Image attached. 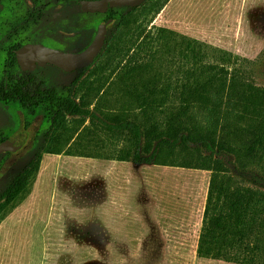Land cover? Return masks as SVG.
Wrapping results in <instances>:
<instances>
[{"label":"rangeland","instance_id":"obj_1","mask_svg":"<svg viewBox=\"0 0 264 264\" xmlns=\"http://www.w3.org/2000/svg\"><path fill=\"white\" fill-rule=\"evenodd\" d=\"M77 18L74 31L88 25L95 30L104 20ZM116 28L130 36L116 47L109 41L74 86L78 98L87 96L94 115L71 117L51 131L26 186L0 202V264H234L197 255L211 172L196 166L194 152L164 150L152 164L124 160L136 149L134 139L116 125L139 123L142 117L110 71L120 51L130 49V55L147 34L165 29L196 41L211 63L264 87V0H149ZM107 47L118 51L109 59ZM152 63L165 81L182 76L178 62L167 56L158 53ZM230 103L224 101L219 116H228ZM206 117L196 113L205 124ZM48 127L46 121L41 134ZM29 147L0 161V190L6 170L26 164ZM222 158L237 174L234 158ZM243 177L264 190L258 171Z\"/></svg>","mask_w":264,"mask_h":264},{"label":"trees","instance_id":"obj_2","mask_svg":"<svg viewBox=\"0 0 264 264\" xmlns=\"http://www.w3.org/2000/svg\"><path fill=\"white\" fill-rule=\"evenodd\" d=\"M128 36L126 31L118 34L114 25L106 45L112 41L116 47ZM195 42L160 29L155 35L147 34L132 54L126 49L115 56L110 75L116 76L123 90L137 102L142 117L139 123L116 125L128 130L134 139L136 149L126 153L124 160L152 164L164 150L194 152L196 166L211 172L198 257L234 264H264V190L247 185L243 179L245 174L256 171L264 176V87L254 85L239 71L211 63L206 50ZM106 49L108 59L118 52ZM158 53L167 56L172 64L178 62L181 78L173 81L168 76L163 80V73L152 63ZM89 69L75 73L74 86ZM150 72L153 74L146 78ZM226 99L231 109L228 116H219ZM42 103L43 115L50 123L48 130L41 134L36 150L32 147L31 159L5 175L0 202L26 186L36 170L39 150L45 149L50 132L62 124V111L79 118L94 115L86 95L78 98L74 94L68 108L65 103L61 108L59 99L42 98ZM197 112L206 115L209 123L198 122ZM224 156L234 158L237 174L228 167ZM0 175L4 176L1 166Z\"/></svg>","mask_w":264,"mask_h":264},{"label":"flooded vegetation","instance_id":"obj_3","mask_svg":"<svg viewBox=\"0 0 264 264\" xmlns=\"http://www.w3.org/2000/svg\"><path fill=\"white\" fill-rule=\"evenodd\" d=\"M100 1L103 0H0V144L20 132L29 134L23 148L17 152H3L0 161L20 154L27 146H30V158L27 161L31 159L32 147L36 150L41 138V127L47 121L42 112V98L50 101L59 99L61 108L64 103L68 108L75 94L73 74L79 71L67 72L52 63L40 66L36 61L41 58L40 54H26L23 59L29 66L24 69L18 53L28 46H39L66 55L81 53L92 44L102 24L108 23L107 41L110 30L118 24L116 18L120 21L127 13L135 11L149 0L137 7L109 5L105 12L82 9L84 2ZM81 15L102 16L104 20L95 30L93 26L88 29V25L87 29L74 31L77 17ZM89 35L88 42H84ZM30 65L33 67L30 68ZM71 117L62 111L61 123ZM11 125H16V128H10ZM19 165H13L12 172Z\"/></svg>","mask_w":264,"mask_h":264},{"label":"water","instance_id":"obj_4","mask_svg":"<svg viewBox=\"0 0 264 264\" xmlns=\"http://www.w3.org/2000/svg\"><path fill=\"white\" fill-rule=\"evenodd\" d=\"M147 0H103L100 2H84L82 9L90 12H105L110 7L142 5ZM108 23L102 24L92 44L83 52L73 55H66L61 52L46 49L39 46H28L18 53L19 62L22 68H28V63L23 59L26 54H40L41 58L36 59L40 66L45 63H52L67 72L77 71L92 67L97 56L102 52L107 35ZM33 65H30L32 68ZM29 138L28 132H20L14 137L0 144V155L3 152H17L26 144Z\"/></svg>","mask_w":264,"mask_h":264}]
</instances>
